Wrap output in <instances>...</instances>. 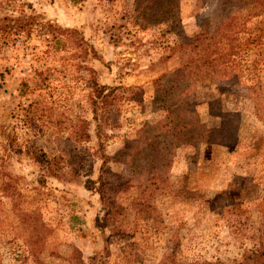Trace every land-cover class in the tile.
Segmentation results:
<instances>
[{
    "label": "rangeland",
    "instance_id": "obj_1",
    "mask_svg": "<svg viewBox=\"0 0 264 264\" xmlns=\"http://www.w3.org/2000/svg\"><path fill=\"white\" fill-rule=\"evenodd\" d=\"M262 4L0 0V264H264V122L251 83L184 69L195 37L236 5L242 37L259 33L264 15L247 9ZM96 85L138 86L141 101L105 107ZM178 114L189 126L173 136L165 124ZM200 124L209 141L179 140ZM141 136L143 154L117 155ZM102 152L121 183L123 209L109 218Z\"/></svg>",
    "mask_w": 264,
    "mask_h": 264
},
{
    "label": "trees",
    "instance_id": "obj_2",
    "mask_svg": "<svg viewBox=\"0 0 264 264\" xmlns=\"http://www.w3.org/2000/svg\"><path fill=\"white\" fill-rule=\"evenodd\" d=\"M245 8V6L241 7L236 5V11H231L224 19L218 21L212 32H209L207 29L201 31L194 39V46L197 48V57L193 64H186L184 69L188 68V70L193 71L197 79H203L212 74H220L234 83H241L244 79H247L251 83L252 98L256 100L257 109L262 112L261 116L264 122V24L258 29L259 33L253 34L250 32L248 35L242 37L245 18L240 16L239 11ZM252 9H257V11L253 12V15H264V4L260 7L251 5L247 11L251 12ZM252 43L259 50L257 58L249 61L245 55L248 54V46ZM95 90L100 98L101 104H104L105 107L112 105L116 98L123 96L128 100L140 102L143 93L138 86L124 85H117L115 87L96 85ZM166 110L168 111V109ZM170 113L172 112L170 111ZM176 116L178 121H175V117L174 119L171 118L172 124L174 125H170L168 122L165 124L166 130L173 129V132H176L172 133L173 136L177 134L178 130L182 131L189 126L186 124L188 122L185 121L184 115L181 116L178 114ZM225 116L223 115L222 117L224 118ZM192 118L195 121L197 120V118ZM222 123L224 124V120ZM105 125L106 122L103 121L102 124L97 126L96 134L101 141L107 136L105 133ZM199 126L201 128L200 132L199 130H195L187 136L185 135L186 131H183L179 140H182L181 142L193 141L195 140V136L200 134L198 137L206 138L205 140L209 141V135H205L209 129L205 128L204 124H200ZM224 127H226V124ZM144 138V136H141L139 139L127 140L124 147L117 152V155L122 153L135 154L136 149L138 150L136 154H143L145 148L138 145V141L142 142ZM114 157V155H108L104 152L101 153L102 164L98 176L99 185L97 192L101 201L111 209L108 218L117 215L118 210L123 209L121 205L116 203L114 197V194L119 191L121 183L109 177L108 162ZM97 256L100 260L101 254ZM97 258L91 257V260L93 262L95 261L93 264H100Z\"/></svg>",
    "mask_w": 264,
    "mask_h": 264
}]
</instances>
